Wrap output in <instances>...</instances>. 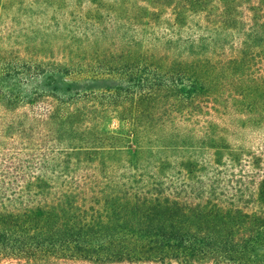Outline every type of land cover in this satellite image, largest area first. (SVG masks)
I'll use <instances>...</instances> for the list:
<instances>
[{
	"label": "trees",
	"instance_id": "obj_1",
	"mask_svg": "<svg viewBox=\"0 0 264 264\" xmlns=\"http://www.w3.org/2000/svg\"><path fill=\"white\" fill-rule=\"evenodd\" d=\"M38 1L0 0V264H264V170L225 201L212 185L190 201L171 187L173 176L154 175L148 179L156 182L135 189L95 169L80 174L89 171L70 163L98 154L91 145L112 137L104 121L119 120L128 95L149 106L143 117L152 106L167 116L134 126L142 136L155 131L158 147L222 135L230 149L234 126V161L247 151L254 167L262 163L261 147L244 145L264 137V41L246 38L264 34V0H168L206 30H238L236 41L210 49L204 39L188 40L184 56L165 60L174 66L168 85L75 93L67 100L34 84L73 69L109 74L113 63L122 64L118 74L125 77L145 73L140 55L156 43L138 48L137 31H126L123 43L105 47L95 37L108 29L80 30L79 42L50 41L71 33L16 22ZM151 78L142 81L152 84ZM80 119L93 126L90 141H76L74 126L66 128ZM178 177L193 192L191 180Z\"/></svg>",
	"mask_w": 264,
	"mask_h": 264
},
{
	"label": "rangeland",
	"instance_id": "obj_2",
	"mask_svg": "<svg viewBox=\"0 0 264 264\" xmlns=\"http://www.w3.org/2000/svg\"><path fill=\"white\" fill-rule=\"evenodd\" d=\"M16 22L28 26H43L65 30V32L70 31L71 35L68 33L63 35L62 32L60 35L48 38L55 42L65 40L79 42L81 37H76L74 34H79L80 30L108 29L106 36L95 37L99 41L98 43L104 44L105 47L123 43L125 39L129 38L128 33L125 34L126 31H129V34L131 31H137L138 48L148 41L156 43L145 55H140L142 60L139 64L145 73L125 77L123 73L118 74L122 64L113 63L110 69L114 72L109 74H100L95 70L89 72L91 69L86 68L81 71L73 69L70 72L54 73L51 80H46L47 73L34 84L35 88L44 92L49 93L53 90L54 94L63 100H67L75 93L81 95L89 92L95 96L102 93L114 95L122 87L128 89L132 85L134 89L130 91L136 90L135 86L137 85H141L142 89L145 87L156 88V85L162 83L168 85L166 79L171 76L174 66L173 68L167 66L165 60L167 58L178 60L184 56L185 49L190 48L187 45L188 40L204 39V45H209L210 49H214V45L220 46L236 41L238 37L236 29L206 30L198 18H193L191 21L185 17V13L181 10L173 11L169 7L168 0H39L27 10L25 17ZM246 38L249 41H264V34H251ZM93 43L96 44V41ZM91 49V47L88 48V50ZM133 54H137V51ZM100 58L105 60L103 57ZM156 67L162 68V70L160 71ZM153 70H157V72ZM154 73L158 75H154ZM152 76H157L158 81H154ZM147 78H151L150 81L153 83L145 84L142 80ZM126 80H131V84L129 85V82L126 84ZM123 100L126 105L119 113V120H111L112 118L109 116V119L104 121V130L109 132L112 137L101 138L97 143L91 145L97 148L98 154L87 159L75 156L70 160V163L75 166L89 171H80V174L84 173V175L90 176V170L95 169L100 176L107 177L112 182L127 184L135 189L146 184L150 186L152 179L148 178H153L154 175L156 178L169 175L176 178L172 180L173 186L171 187L176 188L181 192V196L185 195L186 199L190 201L197 200L199 198L197 196H200L203 191L206 194L210 185L215 189V196L219 199L225 196L226 198L222 200L225 201L231 194H234L235 189L243 188L242 184L248 187L253 186L256 182L254 176L260 175L264 170V160L255 167L251 164L250 157L246 156L251 152H238L241 156L237 162L234 161V126L228 128L230 149L227 143H224L222 135L215 141L206 137L202 140H189L187 143L178 142L166 148L158 147V144L153 143L156 139L155 131L150 130L149 136H142V129L138 130L134 126L144 124V122H157L166 119L167 116L152 106L149 108L152 115L143 117L141 111H148V105L145 103L140 106L136 105L129 95L124 96ZM87 122L90 120L80 119L78 123L76 122L77 125H67V130L70 128L69 126H74L76 129L74 133L76 141L82 140L84 137L88 141L91 140L93 126ZM102 122L101 119L94 122L93 125L98 123L97 126H99ZM148 125L142 128L145 129ZM245 137L244 135L243 139ZM143 138H149V145H144ZM246 140L245 148L259 146L264 151V137L257 136L256 139L253 137ZM179 175L191 180V187L194 185L193 192L192 188L184 186L190 182L183 183L179 179ZM205 194L203 197L206 196ZM223 246L226 248L224 244ZM247 260L251 261V258L246 256L245 261Z\"/></svg>",
	"mask_w": 264,
	"mask_h": 264
}]
</instances>
